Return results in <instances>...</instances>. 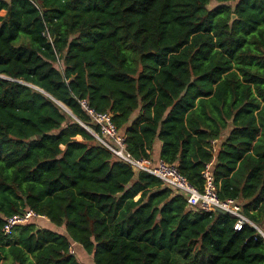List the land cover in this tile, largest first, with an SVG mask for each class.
<instances>
[{
	"label": "trees",
	"instance_id": "trees-1",
	"mask_svg": "<svg viewBox=\"0 0 264 264\" xmlns=\"http://www.w3.org/2000/svg\"><path fill=\"white\" fill-rule=\"evenodd\" d=\"M1 11L2 264H84L73 243L94 264H264L253 224L189 207L117 157L80 103L111 113L134 157L176 165L199 190L210 164L218 197L264 231V0H0ZM29 209L54 228L38 217L6 235Z\"/></svg>",
	"mask_w": 264,
	"mask_h": 264
},
{
	"label": "built area",
	"instance_id": "built-area-1",
	"mask_svg": "<svg viewBox=\"0 0 264 264\" xmlns=\"http://www.w3.org/2000/svg\"><path fill=\"white\" fill-rule=\"evenodd\" d=\"M84 110L89 114L92 121L100 127L101 135L92 133L100 142L106 145L117 157L132 165L135 169L146 171L156 175L163 182L186 195L189 207H193L200 212H212L217 209L223 210L225 213L236 217L235 229L241 230L245 223L253 224L264 237V231L256 224L250 221L243 213L241 205L234 199L221 200L217 194V186L211 172L210 164L207 166L204 177L205 186L203 190H199L194 186L174 164H170L163 159L153 161L151 158H136L128 150L125 137L120 134L116 125L112 120V114L109 112H98L92 108L86 100L80 101ZM44 217L35 213L33 210H26L22 214H16L6 219L4 231L6 235H11L14 226L25 224L34 218ZM71 252L74 249L71 248Z\"/></svg>",
	"mask_w": 264,
	"mask_h": 264
},
{
	"label": "crops",
	"instance_id": "crops-1",
	"mask_svg": "<svg viewBox=\"0 0 264 264\" xmlns=\"http://www.w3.org/2000/svg\"><path fill=\"white\" fill-rule=\"evenodd\" d=\"M5 13H6L5 11H1L0 12L1 15H4ZM160 149H161V142L159 141V142H156L155 145H154V152H153V156L154 157H157L158 156V154L160 152ZM37 222H38V225H40L42 227L54 228L52 226V224L45 217H42V219L41 220H38ZM72 249H74L77 258L82 263H84V264H94L93 255L88 254L84 250V248L82 247V245H80L78 243H73Z\"/></svg>",
	"mask_w": 264,
	"mask_h": 264
},
{
	"label": "water",
	"instance_id": "water-1",
	"mask_svg": "<svg viewBox=\"0 0 264 264\" xmlns=\"http://www.w3.org/2000/svg\"><path fill=\"white\" fill-rule=\"evenodd\" d=\"M234 17H235V16H234ZM216 211L224 213V211L221 210V209H217ZM0 264H1V262H0Z\"/></svg>",
	"mask_w": 264,
	"mask_h": 264
}]
</instances>
